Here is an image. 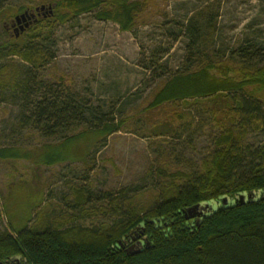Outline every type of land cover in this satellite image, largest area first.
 Here are the masks:
<instances>
[{
    "label": "trees",
    "instance_id": "trees-1",
    "mask_svg": "<svg viewBox=\"0 0 264 264\" xmlns=\"http://www.w3.org/2000/svg\"><path fill=\"white\" fill-rule=\"evenodd\" d=\"M40 1L39 6V0H22L15 8L0 0V19L8 16L11 21L42 6L53 8V15L48 13L45 19L37 15L35 24L24 32L14 26L19 28L20 40L9 36L10 41L0 46V65L11 57L30 64L23 72L12 65L11 69L0 67V103L7 101L6 96L20 103L21 129L31 126L44 138L58 139L55 145L33 150L0 148V160L35 161L38 167L66 159L73 152L68 146L88 133L104 141L126 124V119L118 121L112 113L114 106L105 111L63 85L38 81V72L54 58L50 50L55 44V24L94 14L99 21H113L122 30L132 31L143 7L132 0ZM182 34L190 40L192 58L197 56L204 37L201 20L189 19ZM261 52L255 47L239 51L242 65H185L165 81L147 107L146 111L181 103L191 109L215 102L212 106L219 112L215 117L219 122L225 115L231 117L229 126L215 137L214 149L201 169H157L154 202L124 194L95 196L81 187L74 189L73 202L66 200L69 211L64 214L57 215L46 204L31 220L29 212L18 220L9 207V227H3L0 212V264H264V147L254 148L247 142L251 127L260 130L264 124V98L259 95L264 91ZM80 127L87 130L69 136ZM184 128L180 133H186ZM142 190H146L144 185L134 191L143 196ZM252 193L254 200H238ZM94 197L109 208H90ZM225 197L230 205L219 206L211 216L187 214L189 209L222 202ZM99 214L109 220L93 227L80 225L81 220Z\"/></svg>",
    "mask_w": 264,
    "mask_h": 264
},
{
    "label": "rangeland",
    "instance_id": "rangeland-1",
    "mask_svg": "<svg viewBox=\"0 0 264 264\" xmlns=\"http://www.w3.org/2000/svg\"><path fill=\"white\" fill-rule=\"evenodd\" d=\"M132 1L143 3L132 31L122 30L113 21H99L94 14L64 25L55 24V44L50 50L54 58L38 72V81L63 85L105 111L114 106L112 113L118 121L126 119V124L104 141L86 134L68 146L73 152L66 159L54 165L38 167L35 161L0 160V212L4 228L11 221L7 208L15 211L18 220L27 212L31 220L46 204L57 215L64 214L69 211L66 200L73 202L74 189L81 187L95 196L124 194L144 203L154 202L157 169H201L214 149L215 137L229 126V115L220 122L215 118L219 114L213 110L215 102L191 109L181 103L146 109L165 81L185 65H242L238 52L249 47L261 49L264 54V0ZM21 2L7 0L15 8ZM38 4L42 5V1ZM6 17L0 19V46L9 42L12 35L4 32L5 23L12 25L14 21ZM193 17L203 23L204 37L198 52L196 49L197 56L192 58L190 40L182 30ZM19 35L11 36L12 41ZM1 64L10 69L12 65L21 72L30 65L19 57L8 58ZM259 95L264 98V91ZM6 99L0 103V148L33 150L58 142L42 137L31 126L21 129V105L9 96ZM183 128L186 133H180ZM85 130L75 128L69 136ZM247 142L254 148L264 147V124L260 130L251 127ZM141 185L146 189L142 190L143 196L134 191ZM96 199L90 208H109L108 203ZM210 205L218 209L223 201ZM187 213L191 216V209ZM107 220L109 216L99 214L81 220L80 225L93 227Z\"/></svg>",
    "mask_w": 264,
    "mask_h": 264
},
{
    "label": "water",
    "instance_id": "water-1",
    "mask_svg": "<svg viewBox=\"0 0 264 264\" xmlns=\"http://www.w3.org/2000/svg\"><path fill=\"white\" fill-rule=\"evenodd\" d=\"M45 9H46V6H42L40 8H37L35 13H31L30 14L29 12H26V13H24L22 15H19V16L15 17V19L13 21V26H17V25L20 26V30L22 32H24L30 26V23H28V22H31L32 19L37 18V14L36 13H39L41 11L43 12ZM48 13L53 15V8L52 7L48 8ZM245 196H247V195L244 194V195L239 196L238 198L241 197L242 198L241 201L244 200V199H245V201H251V200H254L256 198L254 193L250 194L249 198L245 197ZM222 201H223V204L226 205V206H229L230 203H231V201H230V199L228 197L222 198ZM216 211H217V209H215V207L211 206L210 204H201V205H198V206H196V207L191 209V217H196V216L197 217H202V216H206V215H210L211 216Z\"/></svg>",
    "mask_w": 264,
    "mask_h": 264
},
{
    "label": "flooded vegetation",
    "instance_id": "flooded-vegetation-1",
    "mask_svg": "<svg viewBox=\"0 0 264 264\" xmlns=\"http://www.w3.org/2000/svg\"><path fill=\"white\" fill-rule=\"evenodd\" d=\"M48 8H49V7H48ZM48 8H46L43 12L41 11L40 13H36L40 19H43V18L45 19V18L48 17ZM34 12H36V11H35V10H34V11H31L30 14H31V13H34ZM36 19H38V18H34V19H32L31 22H28V23H30L29 28H30L31 26H33L32 24H33L34 22L37 21ZM34 24H35V23H34ZM5 27H6L7 32H9V33L12 34V35L9 34L10 36H14V35H17V34L20 33L19 30H18V27H14L13 24H12V25L6 24ZM19 27H20V26H19ZM12 31H13V32H12ZM16 33H17V34H16ZM19 37H20V35H19Z\"/></svg>",
    "mask_w": 264,
    "mask_h": 264
}]
</instances>
